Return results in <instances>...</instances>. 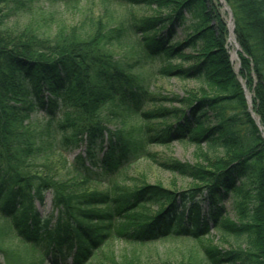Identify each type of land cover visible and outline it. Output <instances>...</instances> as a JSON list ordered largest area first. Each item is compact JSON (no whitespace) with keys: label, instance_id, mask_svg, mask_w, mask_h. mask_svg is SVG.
<instances>
[{"label":"trees","instance_id":"16d2710c","mask_svg":"<svg viewBox=\"0 0 264 264\" xmlns=\"http://www.w3.org/2000/svg\"><path fill=\"white\" fill-rule=\"evenodd\" d=\"M110 1L126 6L128 14L109 34L101 33L106 26L98 23L94 34L82 36L73 30L68 39L62 30L55 38L34 32L17 37L5 34L2 12L7 0H0V215L12 224L21 250H31L28 244L39 248L38 260L32 262H25L19 249L8 250L15 264H44L48 254L72 255L74 264H86L94 249L114 236L138 245L176 234L206 242L211 224L223 237L245 241L246 250L206 247L203 253L210 264H264V140L241 84L245 81L252 91L253 111L264 129V0H225L240 46L238 71L226 46V15L214 0ZM179 30L186 33L184 38ZM129 36L137 38L149 62L179 61L161 69L162 75L171 73L182 81L214 88L216 95L178 99L179 106L171 109H142L161 102L160 98L143 87L111 51L114 42ZM111 102L145 122L141 147L127 131L105 125L101 111ZM38 108L51 115L60 109L66 143L73 142L77 148L86 145L91 158L94 149L103 150L101 162L109 170L136 154L151 159L149 146L173 141L206 144L208 164L213 165L156 161L196 182L184 191L145 184L132 191L116 187L113 192L79 195L65 183L31 171L28 160L34 146L31 136L24 138L30 126L25 123ZM228 111L235 113L230 116ZM244 126L250 138L243 134ZM80 177L85 185L92 183L88 175ZM50 190L53 210L45 217L35 205H44ZM233 197L237 222L228 218L223 205ZM202 201L208 204L206 214ZM151 204L159 206L157 211L147 208ZM128 264L137 263L129 260Z\"/></svg>","mask_w":264,"mask_h":264},{"label":"rangeland","instance_id":"374dc122","mask_svg":"<svg viewBox=\"0 0 264 264\" xmlns=\"http://www.w3.org/2000/svg\"><path fill=\"white\" fill-rule=\"evenodd\" d=\"M220 6V11L226 15L228 23L229 38L227 40V49L229 50L231 61L235 71L239 69L238 47L235 39L234 18L230 7L225 0H214ZM128 8L110 0H7L3 14L5 24L2 31L11 37H17L24 32H34L44 37L55 38L62 31L70 39L73 30L76 34L86 36V33L92 31L94 34L101 26V33H110L119 19L128 14ZM144 12H150L146 8ZM139 11V10H138ZM115 25V26H114ZM186 33L179 30V37L184 38ZM111 51L116 54L120 61L130 73L138 78L139 83L153 92L158 98L156 104L143 106L142 109L158 110L161 108L171 109L179 106L178 99H185L191 96L216 95V89L211 87H202L195 81H182L171 76V73L162 75L161 69L177 65L179 61L167 62L160 64L146 60L145 55L140 51L137 45V38L129 36L120 42H114ZM187 51L186 55H190ZM244 97L247 103L248 111L256 126L261 132L264 140V129L260 123L259 117L253 111L252 91L247 87L246 82L242 81ZM249 94L251 99H249ZM48 95H46L47 99ZM163 99V100H162ZM163 101V102H162ZM166 104V106H165ZM60 110V109H59ZM53 115L47 110L38 108L32 112L29 128L26 129L28 134L24 138L33 143L32 157L28 160L31 171H36L40 175H48L55 179L59 184L65 183L72 192L79 195H88L91 193H105L118 188H126L129 191L147 185H160L166 189L184 191L190 189L196 184L193 179L171 173L159 166L158 162H167L177 160L182 163H197L204 167H210L208 164L206 152L208 146L202 144L197 146L189 142L173 141L169 145H151L148 151L153 158L142 157L136 154L134 159L119 163L117 167L111 170L101 162L103 150L96 148L93 150V157L87 153L86 145L77 148L73 142L64 140L65 135L62 126L65 124L60 111ZM235 111H228L227 115H233ZM102 119L110 130H125L129 134L133 143L138 147L142 146V128L145 122L141 118L126 109H122L115 102L108 103L101 111ZM160 122V121H158ZM152 122L151 125L161 124ZM213 123L216 120L213 119ZM62 124V125H61ZM164 126V125H163ZM69 129L68 126H64ZM243 134L250 138L249 128L244 126ZM70 135V132L67 134ZM19 140H23L21 137ZM72 140H75L72 138ZM134 145V144H133ZM107 149V141L104 150ZM136 149V148H135ZM139 149V148H138ZM217 153L222 154L219 150ZM81 156L84 160L80 161ZM117 163L119 162L118 160ZM96 163V164H95ZM88 175L92 183L84 184L80 177ZM255 194L254 197H257ZM44 205L36 203V209L42 216L49 217L52 215L53 197L52 190L46 193ZM200 197L199 200H202ZM234 197L223 202L228 218L237 222L238 218L234 210ZM257 207L259 206L258 203ZM207 202L201 203L203 213L206 214ZM158 205L151 204L150 211H157ZM56 212L53 213L52 225L56 220ZM107 237V236H103ZM100 249H94V257L86 264H128L129 260L137 264H210L206 259L203 250L206 247L214 246L224 250L240 249L246 250L245 241H234L223 237L212 224L210 225V234L206 242H198L185 236H167L163 240H157L148 244H136L115 237H109ZM31 250H21L23 247L21 241L16 239V232L11 223L6 222L0 215V264H15L14 259L8 252L10 249H19L23 253L25 262L38 260V247L34 244H28ZM46 252V251H45ZM35 257V258H34ZM33 258V259H32ZM72 255L65 258L56 257L51 254L45 258L44 264H74Z\"/></svg>","mask_w":264,"mask_h":264},{"label":"bare ground","instance_id":"6f19581e","mask_svg":"<svg viewBox=\"0 0 264 264\" xmlns=\"http://www.w3.org/2000/svg\"><path fill=\"white\" fill-rule=\"evenodd\" d=\"M249 99H251V96H250V94H249Z\"/></svg>","mask_w":264,"mask_h":264}]
</instances>
